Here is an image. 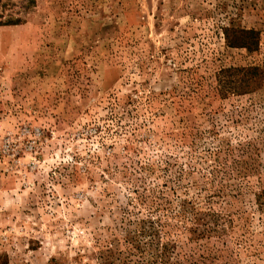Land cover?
<instances>
[{
	"label": "rangeland",
	"instance_id": "obj_1",
	"mask_svg": "<svg viewBox=\"0 0 264 264\" xmlns=\"http://www.w3.org/2000/svg\"><path fill=\"white\" fill-rule=\"evenodd\" d=\"M34 2L0 0V264H264V0Z\"/></svg>",
	"mask_w": 264,
	"mask_h": 264
},
{
	"label": "trees",
	"instance_id": "obj_2",
	"mask_svg": "<svg viewBox=\"0 0 264 264\" xmlns=\"http://www.w3.org/2000/svg\"><path fill=\"white\" fill-rule=\"evenodd\" d=\"M24 8L26 5L34 4V0H22ZM23 19L22 18H16L13 16H10L4 23V26H16L22 24Z\"/></svg>",
	"mask_w": 264,
	"mask_h": 264
}]
</instances>
